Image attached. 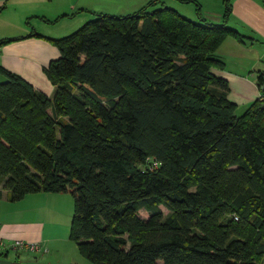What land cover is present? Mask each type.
Masks as SVG:
<instances>
[{"label":"trees","instance_id":"trees-1","mask_svg":"<svg viewBox=\"0 0 264 264\" xmlns=\"http://www.w3.org/2000/svg\"><path fill=\"white\" fill-rule=\"evenodd\" d=\"M94 15L48 38L51 96L0 65V197L71 193L69 239L95 264H264V97L236 114L212 70L245 36L160 0Z\"/></svg>","mask_w":264,"mask_h":264},{"label":"crops","instance_id":"crops-1","mask_svg":"<svg viewBox=\"0 0 264 264\" xmlns=\"http://www.w3.org/2000/svg\"><path fill=\"white\" fill-rule=\"evenodd\" d=\"M148 1L0 0V22L7 30L1 32L0 37L24 36L0 46V65L51 96L54 87L43 67L51 57L56 56L57 49L49 37L68 34L96 12L129 14ZM160 1L193 21L225 22L244 35L243 40L232 35L224 38L213 53L223 61V67L212 70L227 80V96L235 103L236 114H241L261 95L263 99L257 76L259 72H264V0H229L231 7L226 20L223 17L225 0ZM72 197L69 192L37 191L12 201L3 190L0 197V257L21 263L74 264L68 262L65 251L70 226L64 232L62 223V219L67 217L62 215L66 211L63 208L68 209ZM17 239L42 244L47 247V251L41 253L42 256L50 252L52 255L39 262L35 256L41 254L13 249L12 244ZM80 258H74L76 264L82 260Z\"/></svg>","mask_w":264,"mask_h":264},{"label":"rangeland","instance_id":"rangeland-1","mask_svg":"<svg viewBox=\"0 0 264 264\" xmlns=\"http://www.w3.org/2000/svg\"><path fill=\"white\" fill-rule=\"evenodd\" d=\"M94 16H91L90 18H93ZM86 20H88V19H86ZM84 22H86V21H84ZM83 23H80V24L82 25ZM81 25H77V27H75V29H77ZM5 28H6L5 25L0 22V33L1 32H6L7 30ZM75 29H73L72 31H74ZM72 31H70V32H72ZM2 37H4V36H2ZM2 37H0V38H2ZM51 43H52L53 47L55 48V50L57 49L56 50V54H55L56 56L51 57V59L52 58L55 59V58L58 57V51H59V49L57 48V46L53 42H51ZM236 113H237V110H236ZM72 206H73V197H72V201H70V205L68 203V209L63 208L66 211H64V213L62 215L63 216H67L66 218L62 219V223H64V232H66L68 230V226L70 225V221H71V218H72ZM162 210H163V213L164 214H167V209L166 208L162 207ZM146 214L147 213L145 212V210H143V209L140 210V215L141 216H146ZM61 230H63V228ZM60 234H61V231H60ZM66 241L67 242H66V246H65V251H66V254H67L68 258H69L68 262L76 264V261H75L74 258L75 257H81L80 259H82V260H80L79 264H84V263H86V264H95V263H92L91 261H89L87 258H85L83 255H81L79 253V251L76 248V245H75L74 242H72L68 238H67ZM46 251H47V247H45L42 244H40V249L31 251V252H36L35 254H41V253H44ZM42 255L43 254H41V256L40 255H36V256L34 255V256L37 257L36 260L40 262V260L43 259L44 257H50L52 255V253L50 252V253H45L44 256H42Z\"/></svg>","mask_w":264,"mask_h":264},{"label":"built area","instance_id":"built-area-1","mask_svg":"<svg viewBox=\"0 0 264 264\" xmlns=\"http://www.w3.org/2000/svg\"><path fill=\"white\" fill-rule=\"evenodd\" d=\"M260 99H262V95L260 96ZM12 247L13 249H25L27 251H34L40 249V244L37 242H26L17 239L13 242Z\"/></svg>","mask_w":264,"mask_h":264},{"label":"water","instance_id":"water-1","mask_svg":"<svg viewBox=\"0 0 264 264\" xmlns=\"http://www.w3.org/2000/svg\"><path fill=\"white\" fill-rule=\"evenodd\" d=\"M7 81V76L5 74L0 73V84L5 83ZM261 88L264 89V85H262ZM261 107H264V102L261 103ZM0 264H16V261L0 257Z\"/></svg>","mask_w":264,"mask_h":264}]
</instances>
